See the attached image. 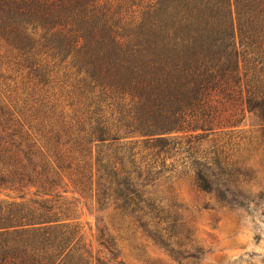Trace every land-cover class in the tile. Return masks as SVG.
<instances>
[{
  "label": "trees",
  "instance_id": "16d2710c",
  "mask_svg": "<svg viewBox=\"0 0 264 264\" xmlns=\"http://www.w3.org/2000/svg\"><path fill=\"white\" fill-rule=\"evenodd\" d=\"M0 59L23 80L0 81V190L21 201L0 202V264H111L55 199L152 217L140 139L244 206L227 129L248 112L264 136V0H0Z\"/></svg>",
  "mask_w": 264,
  "mask_h": 264
},
{
  "label": "rangeland",
  "instance_id": "374dc122",
  "mask_svg": "<svg viewBox=\"0 0 264 264\" xmlns=\"http://www.w3.org/2000/svg\"><path fill=\"white\" fill-rule=\"evenodd\" d=\"M0 75V81L12 88L22 84L21 75L8 68L5 59H0ZM224 112L219 121L231 115ZM237 119V127L227 131L240 136L233 151L236 168L248 177L239 178L237 198L242 207L222 204L214 194L200 191L193 170L181 166L183 156L173 152L166 159L170 156L160 150L145 149V139H140L138 158L157 167L152 171L157 180L146 188L158 202L152 217L140 221L114 206L100 210L95 200L81 197L71 186L61 190L55 204L67 209L89 252L106 263L264 264V136L253 114L240 113ZM220 134L211 135L203 145L221 143ZM19 195L0 190V202H21ZM31 199L40 198L31 193L25 201Z\"/></svg>",
  "mask_w": 264,
  "mask_h": 264
}]
</instances>
